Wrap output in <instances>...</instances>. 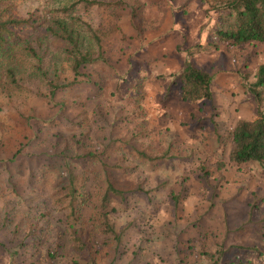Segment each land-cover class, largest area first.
I'll list each match as a JSON object with an SVG mask.
<instances>
[{
  "label": "rangeland",
  "instance_id": "374dc122",
  "mask_svg": "<svg viewBox=\"0 0 264 264\" xmlns=\"http://www.w3.org/2000/svg\"><path fill=\"white\" fill-rule=\"evenodd\" d=\"M98 1L73 13L100 37L77 75L30 17L50 1L0 3L31 18L16 33L41 57L13 43L0 58V264H264V166L229 159L236 121L264 107V43L208 48L205 0ZM185 61L210 73L211 99H181ZM69 174L83 194L71 221ZM109 180L125 192L113 231L98 216Z\"/></svg>",
  "mask_w": 264,
  "mask_h": 264
},
{
  "label": "trees",
  "instance_id": "16d2710c",
  "mask_svg": "<svg viewBox=\"0 0 264 264\" xmlns=\"http://www.w3.org/2000/svg\"><path fill=\"white\" fill-rule=\"evenodd\" d=\"M12 0H0V3ZM49 9H44L42 14L34 18L44 32L43 39L48 41L53 38L60 41L67 53L71 55V68L77 75L79 68L85 66L98 57L93 49L94 44L100 49V37L93 31L90 24L84 22L78 15L73 14L76 6H91L100 4L98 0H48ZM208 4V11L218 14V20L209 30L208 48L218 49L220 44L239 46L247 43H264V0H214ZM30 17H17L13 13L0 9V58H8L14 45L38 62L41 57L37 50L27 39H22L16 33V28L27 25ZM37 18V19H36ZM14 43V45H12ZM94 43V44H93ZM203 49L201 44L197 46ZM192 52V51H191ZM52 61V60H51ZM52 63V62H51ZM39 69V66H37ZM9 87L17 83L12 65L5 64ZM40 70V69H39ZM254 87L264 89V61L259 63L255 71ZM0 74V78H1ZM180 83V97L183 101L197 103L201 100L212 97V76L202 68L194 66L191 62L185 61L177 74ZM5 87V84H3ZM52 88L62 86L56 80L51 84ZM260 94V92H257ZM258 96V95H257ZM229 159L236 165L248 162H256L264 166V107L257 111L252 119L240 118L236 121L231 131V149ZM76 176L69 174L63 181L62 188L64 196L68 199V218H75L76 203L83 194L78 192L75 184ZM124 190L115 186L110 180L107 181L105 190L99 199V223L106 230L113 231L109 223V214L112 210L113 199H122ZM57 197V201L63 202ZM73 241L78 250L83 249V241L79 238L77 230L73 231Z\"/></svg>",
  "mask_w": 264,
  "mask_h": 264
}]
</instances>
